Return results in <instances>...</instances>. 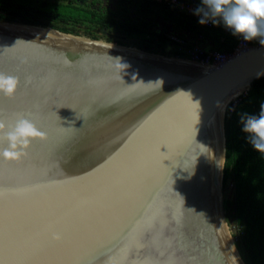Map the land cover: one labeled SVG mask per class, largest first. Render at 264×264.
Instances as JSON below:
<instances>
[{
    "label": "water",
    "instance_id": "1",
    "mask_svg": "<svg viewBox=\"0 0 264 264\" xmlns=\"http://www.w3.org/2000/svg\"><path fill=\"white\" fill-rule=\"evenodd\" d=\"M0 73L18 79L5 131L46 134L0 157V264H245L216 192L225 112L264 77V46L204 66L0 21Z\"/></svg>",
    "mask_w": 264,
    "mask_h": 264
},
{
    "label": "trees",
    "instance_id": "2",
    "mask_svg": "<svg viewBox=\"0 0 264 264\" xmlns=\"http://www.w3.org/2000/svg\"><path fill=\"white\" fill-rule=\"evenodd\" d=\"M114 1L109 4L101 0H0V21L52 28L65 34L180 58L186 55L177 49L165 53V41L175 46L168 34L181 37L190 34V40L197 34L214 41L223 38L220 50L228 52L233 51L239 40L238 36L225 33L221 26L199 27L198 20L169 3ZM262 103L264 77L255 80L250 90L229 103L224 118L222 185L232 186V197L226 201L225 219L236 228L235 245L245 264H264V156L252 147L242 132L239 114L258 115Z\"/></svg>",
    "mask_w": 264,
    "mask_h": 264
},
{
    "label": "clouds",
    "instance_id": "3",
    "mask_svg": "<svg viewBox=\"0 0 264 264\" xmlns=\"http://www.w3.org/2000/svg\"><path fill=\"white\" fill-rule=\"evenodd\" d=\"M194 15L200 17L198 22L201 25L209 21L216 26L223 23L234 36H240L245 41L259 37V43L264 46V0H200ZM17 87L18 79L15 76L0 73V93L12 97ZM239 115L241 130L247 135L248 142L264 156V103L258 115ZM0 133L3 134L0 138L7 141V147L0 151V157L7 160H19L27 155L32 140L46 138V134L32 120L23 117L9 131H5V124L0 121ZM54 239H60V236L55 235Z\"/></svg>",
    "mask_w": 264,
    "mask_h": 264
},
{
    "label": "built area",
    "instance_id": "4",
    "mask_svg": "<svg viewBox=\"0 0 264 264\" xmlns=\"http://www.w3.org/2000/svg\"><path fill=\"white\" fill-rule=\"evenodd\" d=\"M157 2H165L169 3L179 10L189 16H193L196 20L199 21L200 17L194 15V9L200 4L198 0H155ZM201 25V24H200ZM207 28L215 26L211 21L202 25ZM219 26L223 28L225 33H232L230 29H227L223 23ZM239 40L233 49V51L228 52L224 50H207L200 46L199 42L202 39V35H198L196 38L197 43H189V41L185 37H181L175 34H169L168 39L175 45L179 52H182L186 55L187 60L192 62L204 65V66H218L225 62H227L232 56L244 49L252 48V47H263L259 43V37L252 41H245L242 37L238 36Z\"/></svg>",
    "mask_w": 264,
    "mask_h": 264
},
{
    "label": "rangeland",
    "instance_id": "5",
    "mask_svg": "<svg viewBox=\"0 0 264 264\" xmlns=\"http://www.w3.org/2000/svg\"><path fill=\"white\" fill-rule=\"evenodd\" d=\"M104 41V40H103ZM106 42V41H105ZM128 42L130 43H133L134 41L132 40H129ZM128 47H135V46H128ZM136 48V47H135ZM163 48H164V51L166 54H169L170 51H175L176 52V47L175 46H172L168 41H165L164 44H163ZM225 115H226V112H225ZM221 194H222V205H223V211H224V216H225V213H226V201L229 199H231L232 197V186L230 184L226 185L225 187H223L222 185V190H221ZM228 231L229 233L231 234L232 238H233V241L235 243V234H236V228L234 227V224H230L228 223ZM236 246V245H235ZM237 248V247H236ZM239 252V251H238ZM240 254V252H239ZM241 256V254H240ZM242 259V257H241ZM243 260V259H242ZM244 261V260H243ZM245 263V262H244Z\"/></svg>",
    "mask_w": 264,
    "mask_h": 264
},
{
    "label": "bare ground",
    "instance_id": "6",
    "mask_svg": "<svg viewBox=\"0 0 264 264\" xmlns=\"http://www.w3.org/2000/svg\"><path fill=\"white\" fill-rule=\"evenodd\" d=\"M40 31H44V30H40ZM184 63H187V64H189L188 62H184ZM199 65V64H198ZM238 96H235V97H233V98H231V100H230V102H232L233 100L235 101V99L237 98ZM229 102V103H230ZM222 153H223V147H222ZM222 154H221V162H220V169H219V177H218V184H217V192H216V194H217V196H216V198H217V201H218V203H220L221 202V191H220V181H221V167H222ZM217 204V202H216V200H215V205ZM218 204L216 205V207H214V219H215V221H216V223H217V225H218V219L220 220V215H219V212H217L218 211ZM223 233H221L223 236L222 237H224V236H226V240H224L225 241V243H226V245H227V242L229 243V245L232 247V237H231V234L229 233V231H228V228L225 226V225H223ZM224 239V238H223ZM227 248H229L228 246H227Z\"/></svg>",
    "mask_w": 264,
    "mask_h": 264
},
{
    "label": "crops",
    "instance_id": "7",
    "mask_svg": "<svg viewBox=\"0 0 264 264\" xmlns=\"http://www.w3.org/2000/svg\"><path fill=\"white\" fill-rule=\"evenodd\" d=\"M88 1H92V0H88ZM186 1H189V0H186ZM101 2H103V3H109V4H111V3H113V2H115L114 0H101ZM198 3H200V0H198ZM162 26H163V24H161ZM199 25H200V23H199ZM199 27H201V25L199 26ZM169 35V34H168ZM167 35V36H168ZM201 35V34H200ZM197 36H198V34L195 36V38L194 39H192V40H190L191 39V36H190V34H187L186 36H183V37H185L188 41L190 40V41H193V43H194V41H195V43H197V41H196V38H197ZM204 37L202 36V39H201V41L199 42V44H200V46L201 47H203V48H205V49H207V50H212V49H215V50H220L221 49V44H222V42L224 41V39L223 38H221V39H219V40H210V39H206V38H204ZM190 43V42H189Z\"/></svg>",
    "mask_w": 264,
    "mask_h": 264
}]
</instances>
